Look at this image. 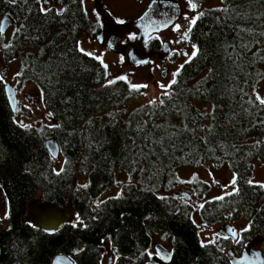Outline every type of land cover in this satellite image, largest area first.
Masks as SVG:
<instances>
[{
  "label": "trees",
  "instance_id": "obj_1",
  "mask_svg": "<svg viewBox=\"0 0 264 264\" xmlns=\"http://www.w3.org/2000/svg\"><path fill=\"white\" fill-rule=\"evenodd\" d=\"M84 0H0V20H13L8 39L0 35L2 61L17 60V87L35 85L51 125L25 127L11 111L0 77V190L6 227L0 223V264H49L56 254L73 264H100L104 241L112 264H229L225 250L238 253L252 235L263 236L264 183H251L252 160L264 165V101L254 87L264 78V0H186L195 18L188 30L194 53L174 74L157 100L128 104L141 88L122 79L102 85L105 68L78 47L89 29ZM53 136L61 165L48 155ZM226 166L233 190L204 199L210 185L182 167ZM116 173L132 183L97 201ZM84 177L85 184L75 183ZM190 188L204 224L242 218L238 239L200 243L190 217V200L159 195ZM68 208L73 221L53 232L34 227L26 202ZM37 197V196H36ZM169 239L170 260L162 263L147 249L151 236ZM153 248V247H152Z\"/></svg>",
  "mask_w": 264,
  "mask_h": 264
},
{
  "label": "rangeland",
  "instance_id": "obj_2",
  "mask_svg": "<svg viewBox=\"0 0 264 264\" xmlns=\"http://www.w3.org/2000/svg\"><path fill=\"white\" fill-rule=\"evenodd\" d=\"M41 1V0H40ZM185 12L189 13L188 15V25L191 26L195 15L190 14V10L188 9V5L186 1L183 0ZM84 9L89 13L91 11L92 0H84L83 1ZM204 8H213L219 7V0H207L203 5ZM127 8L124 9V11ZM120 15L123 17V21L130 20L131 16H129L128 11L120 12ZM12 32L11 26L8 27L3 33L4 39H8ZM78 47L81 51L86 52L90 55L96 57L105 68V79L102 85H106V83L110 82L114 79H122L127 82V84L131 87L141 88L142 96L135 100L134 102L128 104V108H131L134 105L141 104L145 101L157 100L158 95L165 92L169 83L172 81L175 72L178 69V66L169 67L164 69L165 74L160 75V72L163 68H158L155 71H151V68L147 65H138V66H127L123 64L122 56L120 52H104L98 49L97 45H95L92 38H90L87 34L81 36L78 41ZM93 48H97L93 51ZM118 51V50H117ZM189 56L194 53L193 45H189ZM18 68L17 60H9L2 61L0 58V77L3 79L5 83L11 85L15 90L16 95V108H20L23 111H26L25 115H16L15 121L20 125L25 127H40L42 125L49 126L51 125V120L47 112L43 109L40 94L38 89L35 87L33 83L25 82L21 84V86L17 87L15 85V77L14 74ZM131 70V71H130ZM254 93L256 96L264 101V78L259 80L254 87ZM24 94H29V98L24 99ZM57 166L61 165V158L58 155L56 159H53ZM194 177L200 181H204L210 185V187L203 193L204 199H211L215 197H220L223 194H226L233 190V176L229 168L226 166H221L219 168H213L208 164H204L198 167L190 168V167H182L178 170V177L181 180H188L190 177ZM75 183L83 186L85 184L86 179L84 177H77L74 179ZM251 183H264V165L257 161L255 158L252 160V170L250 176ZM123 183H132L135 187H139L140 180L131 179L129 180L122 173H116L114 177L113 183L106 188L97 198V201L108 197L115 196L119 193L120 185ZM176 191H182L191 197L189 203L192 205L193 209L191 210L190 217L192 221L197 225V235L200 243H216L218 239V235L216 234V228L222 223L230 224L236 231H240L246 226L247 221L239 218L237 220L231 222H218L211 224H204L200 221L197 213V209L201 204L202 200L194 199L193 193L190 188L184 186H178L175 189H172L167 192H158L159 195H168L172 194ZM39 194H34L32 198H37ZM27 218L29 215L26 213ZM30 220V217L29 219ZM72 221L75 224H82V222L73 218ZM0 223L2 227H6V208L5 202L0 190ZM159 243L163 245L166 249H169V239L162 234H154L151 236V243L147 249L148 254L153 253V245ZM233 242H231L232 244ZM112 251L108 246L107 240L104 241V253L101 259L100 264H112ZM150 264V263H143Z\"/></svg>",
  "mask_w": 264,
  "mask_h": 264
},
{
  "label": "water",
  "instance_id": "obj_3",
  "mask_svg": "<svg viewBox=\"0 0 264 264\" xmlns=\"http://www.w3.org/2000/svg\"><path fill=\"white\" fill-rule=\"evenodd\" d=\"M94 8L101 19V31L96 36V41L103 48H111L117 51L119 49V37L126 32L133 34V41L126 44L122 51L123 64L127 66H133L148 59L149 53L144 48L146 39L150 35L166 28L177 18L176 14L172 17L169 14L168 4L154 2L150 4L139 18L126 26L110 28L108 24L109 16L99 6L97 1H95ZM12 24L13 20L10 16H3L0 20V35ZM162 75H164L163 72ZM3 88L8 105L11 111L14 112L16 109L15 90L8 83H5ZM27 98H29V94H24V99L26 100ZM44 147L52 159L58 157V145L53 136L44 140ZM172 196H181L186 200L191 199L189 194L182 191L173 192ZM25 209L31 218L32 225L47 233L55 231L63 223L71 222L73 219V215L68 208L59 207L52 202H42L39 198L29 199L26 202ZM215 232L219 237L231 241H235L238 236L237 231L228 223L219 225ZM153 250L160 262H169L170 251L163 245L156 243L153 245ZM225 255L229 264H264L263 236L259 234L252 235L243 243L238 253L232 247H229L225 250ZM49 264H73V262L64 254H56L52 257Z\"/></svg>",
  "mask_w": 264,
  "mask_h": 264
},
{
  "label": "flooded vegetation",
  "instance_id": "obj_4",
  "mask_svg": "<svg viewBox=\"0 0 264 264\" xmlns=\"http://www.w3.org/2000/svg\"><path fill=\"white\" fill-rule=\"evenodd\" d=\"M95 1H97L99 6L108 14V24L110 28L126 26L128 23L139 18L147 10L150 4L154 2L168 4L171 17L175 14L177 15V18L166 28L150 35L146 39L144 48L149 53L148 59L142 63L133 65V67L147 65L151 68V71L163 68L160 72L161 75L162 72L165 74L164 69L175 66H178L179 68L191 57L188 52L191 43L187 38L188 30L190 28V26L187 27L189 13L185 12L183 0H92L91 11L87 14L89 29L84 34H87L92 38L95 45H97L98 49L101 51L108 53L120 52L122 56L123 47L133 41V34L126 32L119 37L118 51H114L111 48H103L98 44L96 36L101 31V19L94 8ZM125 8H127L125 11H128L129 16H131L128 21H123V17L120 15V12H125ZM188 9L190 10L189 5ZM190 12V14H194L191 10ZM96 49L97 48H93L92 50L95 51Z\"/></svg>",
  "mask_w": 264,
  "mask_h": 264
}]
</instances>
